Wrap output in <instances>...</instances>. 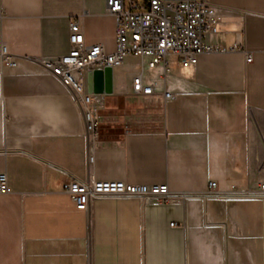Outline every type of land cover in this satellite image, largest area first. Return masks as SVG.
<instances>
[{
    "label": "crops",
    "instance_id": "obj_1",
    "mask_svg": "<svg viewBox=\"0 0 264 264\" xmlns=\"http://www.w3.org/2000/svg\"><path fill=\"white\" fill-rule=\"evenodd\" d=\"M210 1L223 19L206 41L224 51L144 69L129 54L109 77L87 72L106 100L91 161L83 112L41 60L69 52L73 20L86 44L114 51L115 15L106 0H0V47L18 62L0 75L11 187L0 192V264H264V0ZM141 72L151 95L133 90ZM90 177L167 183L171 196L100 198L87 212L64 187ZM211 180L253 195H209Z\"/></svg>",
    "mask_w": 264,
    "mask_h": 264
},
{
    "label": "built area",
    "instance_id": "obj_2",
    "mask_svg": "<svg viewBox=\"0 0 264 264\" xmlns=\"http://www.w3.org/2000/svg\"><path fill=\"white\" fill-rule=\"evenodd\" d=\"M106 3L108 11L115 15L117 21L114 51L107 52L101 43L86 44L79 21L73 20L69 52L57 58L41 60L46 69L71 89L83 112L91 161L94 144L99 137L101 109L106 100L102 94L87 89L85 77L88 71L100 70L105 66H119L129 54L146 60L143 69L145 65L150 68L166 66L171 55L188 67L196 64L203 53L225 50L206 41L207 36L219 32L223 19L210 0H106ZM2 15L0 4V29ZM247 61H252V53L248 54ZM17 64L15 56L2 44L0 75ZM133 90L151 95L154 93V86L144 83L141 72L133 79ZM165 97L172 98L173 93L166 91ZM64 188L76 207L87 212L91 203L100 198H138L149 202L154 199L168 200L171 196L167 183L139 184L94 177L86 180L71 178ZM0 192H11L5 172L0 173ZM258 193L264 195V177L259 183ZM208 194L217 197L253 195L238 191L235 186L229 192H222L218 189L216 180L209 182Z\"/></svg>",
    "mask_w": 264,
    "mask_h": 264
},
{
    "label": "water",
    "instance_id": "obj_3",
    "mask_svg": "<svg viewBox=\"0 0 264 264\" xmlns=\"http://www.w3.org/2000/svg\"><path fill=\"white\" fill-rule=\"evenodd\" d=\"M100 71H103V73H106V75L109 77V75H111V71H112V67L111 66H105L103 69H101ZM99 72L97 71V74ZM106 90L107 92L111 91V81L109 80L107 85H106Z\"/></svg>",
    "mask_w": 264,
    "mask_h": 264
}]
</instances>
